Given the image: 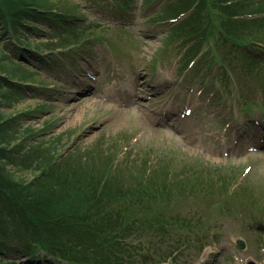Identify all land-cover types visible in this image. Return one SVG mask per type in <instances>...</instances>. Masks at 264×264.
Wrapping results in <instances>:
<instances>
[{
    "label": "rangeland",
    "instance_id": "rangeland-1",
    "mask_svg": "<svg viewBox=\"0 0 264 264\" xmlns=\"http://www.w3.org/2000/svg\"><path fill=\"white\" fill-rule=\"evenodd\" d=\"M63 2L80 6L81 15L101 26L91 28L87 41L72 52L61 51L63 38L48 28L39 37L24 32L23 44L28 43L30 50L39 46L44 56L31 60L32 80L39 84L32 88H40H18L23 97L4 102L1 111L12 126L0 138L15 140L13 146L23 148H56L52 159L75 154L90 165L95 177L90 186L101 189L108 182L115 183L110 175L117 183L146 174L165 178L168 171L170 180L178 175L185 184L180 190L186 191L166 210L161 207V217L147 223L149 230L141 224L137 233H129L135 246L134 264H264V152L248 151L255 140L252 121L264 114L259 85H264V60L253 67L248 61L246 67L255 74L243 67L252 51H261L257 47L264 43V25L248 33L234 31L232 41L243 49L230 42L214 44L216 49L204 56L201 65L184 71L181 56L185 50L177 47L180 42L167 40L171 27L181 20L171 23V17H165L169 11L163 4L170 1ZM262 16L241 18L249 21ZM212 31L209 28L207 33ZM220 33L216 29L211 41L221 40ZM74 39L82 41L80 36ZM98 39L106 43L101 45ZM229 43L235 57L229 53ZM54 47L58 51L53 52ZM203 47L204 53L208 51ZM8 49L21 58L12 46ZM187 109L188 115H181ZM166 112L174 125L155 126ZM150 117L156 120L152 123ZM37 132L40 136L29 141L27 135L35 138ZM248 133L251 136L240 141ZM228 146L237 152H222ZM23 153L17 155L23 157ZM4 213L8 215V210ZM170 217L179 218L182 226L167 224L169 235H165L158 231L162 227L158 222ZM8 255L21 264H65L50 257L39 260L42 252ZM4 256L0 253V264Z\"/></svg>",
    "mask_w": 264,
    "mask_h": 264
},
{
    "label": "trees",
    "instance_id": "trees-1",
    "mask_svg": "<svg viewBox=\"0 0 264 264\" xmlns=\"http://www.w3.org/2000/svg\"><path fill=\"white\" fill-rule=\"evenodd\" d=\"M63 1L0 0V48H3V55H0V134L12 126L1 111L4 102L23 97L18 88L32 91L40 88H32L39 85L32 80L35 68L24 57L30 60L33 56L40 58L41 49L38 46L30 50L28 43L23 44L21 36L24 32H35L39 37L40 33L46 34L48 28L51 34L63 38L61 51L72 52L74 46L87 41L86 33L91 28L95 30L101 26L81 15L80 6L69 7ZM168 1L163 4L169 11L165 17L181 20L171 27L167 40L180 42L177 47L181 52L187 47L182 56L179 54L183 68L202 49L205 50L203 44L208 51L202 60L219 44L230 42L238 45L232 41L234 31L245 30L248 33L264 25V16L249 21L241 18L246 14L263 15V0ZM209 28L212 33H207ZM216 29L222 32L221 40L218 38L212 42ZM79 36L82 41L76 42L74 38ZM97 42L106 43L102 39ZM9 45L21 58L11 55ZM248 61L251 62L243 60L245 70H249L246 67ZM249 71L251 75L255 74ZM259 85L264 94L263 83ZM248 103L252 105L251 101ZM39 133L35 138L28 133L26 135L29 141H33L40 136ZM14 143L15 140L9 142L0 138V253L4 255L21 249L22 253L32 256L42 252L44 256L66 264H134L135 253L132 251L135 246L131 242L130 231L137 233L136 226L141 224L149 230L147 223L156 216L161 217V207L166 210L176 196L186 191L180 190L185 188V184L178 175L174 174V179L170 180L169 171L165 178L145 173L146 176L137 174L138 178H125L119 183L113 175L105 172L114 184L108 182L102 189L90 186L95 177L90 173L86 160L74 157L75 154L67 157L58 154L52 159L56 148H45L44 145L30 148L21 157L17 155L19 149L26 147L21 144L13 146ZM163 173L160 172L161 175ZM28 174H32L30 179L25 178ZM195 184L189 189L193 190ZM7 210L8 215H5ZM179 221L175 217H170L167 222L159 221L162 227L158 231L169 235L165 226L171 223L176 227L182 226ZM135 236L138 238L140 235ZM1 263L21 264L11 258Z\"/></svg>",
    "mask_w": 264,
    "mask_h": 264
}]
</instances>
